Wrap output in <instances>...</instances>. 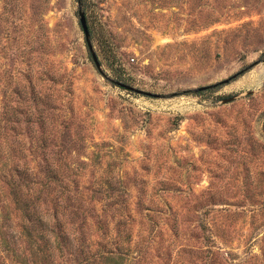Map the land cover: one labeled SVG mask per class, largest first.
I'll return each instance as SVG.
<instances>
[{
	"label": "rangeland",
	"instance_id": "1",
	"mask_svg": "<svg viewBox=\"0 0 264 264\" xmlns=\"http://www.w3.org/2000/svg\"><path fill=\"white\" fill-rule=\"evenodd\" d=\"M81 1L109 79L179 95L100 74L77 0H0V133L19 108L64 227L111 264H264V0Z\"/></svg>",
	"mask_w": 264,
	"mask_h": 264
},
{
	"label": "trees",
	"instance_id": "2",
	"mask_svg": "<svg viewBox=\"0 0 264 264\" xmlns=\"http://www.w3.org/2000/svg\"><path fill=\"white\" fill-rule=\"evenodd\" d=\"M18 109L8 108L14 120L8 119L7 135L0 133L7 141L0 145V264H91L97 257L111 264L124 259L105 250L85 255V218L80 229L64 227L68 222L62 224L64 217H59L55 171L28 166L22 133L14 126L20 123Z\"/></svg>",
	"mask_w": 264,
	"mask_h": 264
},
{
	"label": "water",
	"instance_id": "3",
	"mask_svg": "<svg viewBox=\"0 0 264 264\" xmlns=\"http://www.w3.org/2000/svg\"><path fill=\"white\" fill-rule=\"evenodd\" d=\"M77 2H78V6H79V10H78L79 22H80L82 31H83L84 36H85V41H86V44H87V48L89 50L91 59H92L96 69L99 71L100 74H102L112 84H114V85H116V86H118L120 88H123L125 90L140 94V95H145V96L153 97V98H156V99L166 98V97H169V98L172 97L173 98V97H176L177 95H179V93H172V94H170L168 96L159 95V94H152V93H149V92H145V91H142V90L135 89V88H133L131 86H128L126 84L114 81L112 79H109L104 74V72L102 71L101 64H100V62L98 60L97 54L94 51V48H93V45H92V42H91V33H90V30H89V27H88L86 15H85L84 11L82 10V1L81 0H77ZM229 81L230 80L227 79V80H224V81L219 82L217 84H213V85L205 86V87H200V88H196V89H193V90L184 91L182 93L183 94H188V93H191V92L192 93H200V92H203V91H207V90H211V89L217 88L218 86H221V85H225V84L229 83Z\"/></svg>",
	"mask_w": 264,
	"mask_h": 264
},
{
	"label": "bare ground",
	"instance_id": "4",
	"mask_svg": "<svg viewBox=\"0 0 264 264\" xmlns=\"http://www.w3.org/2000/svg\"><path fill=\"white\" fill-rule=\"evenodd\" d=\"M259 85L261 84V81H259V83H258Z\"/></svg>",
	"mask_w": 264,
	"mask_h": 264
}]
</instances>
